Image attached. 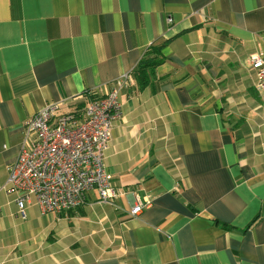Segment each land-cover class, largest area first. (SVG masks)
<instances>
[{"label": "crops", "instance_id": "crops-1", "mask_svg": "<svg viewBox=\"0 0 264 264\" xmlns=\"http://www.w3.org/2000/svg\"><path fill=\"white\" fill-rule=\"evenodd\" d=\"M259 53L264 0H0V264H264ZM127 77L106 153L121 194L62 214L32 200L22 219L5 187L28 121Z\"/></svg>", "mask_w": 264, "mask_h": 264}, {"label": "built area", "instance_id": "built-area-1", "mask_svg": "<svg viewBox=\"0 0 264 264\" xmlns=\"http://www.w3.org/2000/svg\"><path fill=\"white\" fill-rule=\"evenodd\" d=\"M251 65L258 72L256 89L264 99V56L253 55ZM130 81L118 80L105 95L89 91L83 109L58 116L61 105L52 103L28 121L26 146L10 167L5 187L9 195H16L22 219L32 200L44 213L62 214L80 207L89 191L96 190L108 204L121 194L112 188L106 153L114 123L122 117L119 93ZM148 205L139 202L131 214L139 215Z\"/></svg>", "mask_w": 264, "mask_h": 264}, {"label": "trees", "instance_id": "trees-1", "mask_svg": "<svg viewBox=\"0 0 264 264\" xmlns=\"http://www.w3.org/2000/svg\"><path fill=\"white\" fill-rule=\"evenodd\" d=\"M165 61L163 49L154 47L146 53L139 62L133 74L130 75L131 80H136L140 90L146 89L151 79L155 77L157 68Z\"/></svg>", "mask_w": 264, "mask_h": 264}]
</instances>
